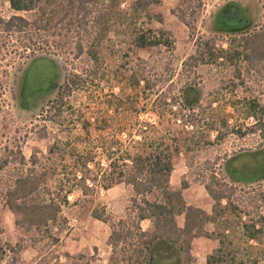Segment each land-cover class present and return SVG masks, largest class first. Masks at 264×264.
I'll use <instances>...</instances> for the list:
<instances>
[{"label": "rangeland", "instance_id": "obj_1", "mask_svg": "<svg viewBox=\"0 0 264 264\" xmlns=\"http://www.w3.org/2000/svg\"><path fill=\"white\" fill-rule=\"evenodd\" d=\"M234 2L254 7L253 26L236 35L215 33L211 28L214 15L225 3ZM134 3L111 0L103 5L108 18L101 39L102 32L90 34L89 29L87 33L63 32L61 47L36 51L35 55L22 52L17 38L0 32V264H107L110 228L94 219L91 212L105 208L114 220L125 217L133 196L129 185L121 183L109 189L97 185L86 195L75 188L62 209L67 224L57 233V240L18 228L16 216L4 203L5 190L28 167L29 157L45 154L56 140L66 153L95 151L96 163L107 167L108 161L99 154L110 148L134 150V143L150 131L149 127H155L158 135L169 130L179 149L170 186L182 191L187 205L210 214L213 201L206 185L216 186L219 181L234 189L231 199L237 208L250 217L264 216V166L257 167L255 160L242 165L234 176L236 181L224 169L233 156H252L264 149V117L260 128L256 127L260 114L246 115L248 101L257 99L264 105V71L256 67L249 73L243 60L230 62L226 57L233 37L264 25V0H161L145 11L135 10ZM13 13L7 0H0V17L6 19ZM159 30L171 36V44L148 50L135 48L138 33ZM209 38L214 40L215 51L225 54L217 61L193 65L189 57L197 55L200 43ZM80 41H94L93 56L87 48L83 55L77 54ZM38 57L55 63L56 83L43 98L24 109L18 101L21 76L28 63ZM194 66L197 71L192 73ZM72 74L79 75L82 82L64 98L61 117L50 121L52 103ZM193 78H199L200 96L198 105L189 107L182 91ZM183 104L185 111L180 107ZM185 115L194 122H186ZM237 130L245 135L239 136ZM114 140L118 141L115 146ZM19 152L27 162L24 167L18 161ZM225 218L232 219L229 214ZM178 224L182 226L183 217L178 218ZM141 227L148 232L151 224L144 221ZM214 230L213 224L206 226L208 233ZM217 245L215 239H194L191 254L196 264H204L206 255Z\"/></svg>", "mask_w": 264, "mask_h": 264}, {"label": "trees", "instance_id": "obj_2", "mask_svg": "<svg viewBox=\"0 0 264 264\" xmlns=\"http://www.w3.org/2000/svg\"><path fill=\"white\" fill-rule=\"evenodd\" d=\"M110 1L7 0L14 13L6 19L0 17V32L17 38L19 49L31 55L36 51L61 47L63 32L65 35L82 30L87 33L89 29L90 34L102 32L99 33L101 39L108 18L103 5ZM160 3L161 0H135L134 8L145 11ZM180 20L185 23L182 17ZM170 40L171 36L163 30L149 31L148 34L138 33L133 44L138 50H148L171 44ZM213 46V38L203 41L198 48V56H190V61H217L225 53H217ZM231 46V50L226 51L230 62L243 60L249 73L256 67L264 71V25L257 31L233 37ZM76 48L78 55H83L85 48L88 55H92L96 44L94 41H80ZM81 82V77L76 74L66 80L57 101L52 103L50 121L61 117L64 98ZM186 88L183 94L188 93ZM165 104L168 106L169 103ZM180 107L186 110L184 104ZM257 114H260V119L256 127L263 128L260 120L264 117V105L257 99L248 101L247 117H257ZM185 116L186 122H194V118ZM149 129L140 141L134 143V150L112 151L110 148L106 154H99L108 161L107 167L96 163L95 151L66 153L57 140L45 154L31 155L28 167L14 177L4 194L6 207L16 216L15 225L25 232H36L57 240V233L62 232L67 224L62 217V209L69 204V195L75 188L86 195L97 185L109 189L124 183L133 191L125 217L114 220L105 208L91 212L94 219L110 228L107 264H196L191 246L193 240L200 237L218 242L217 247L206 255L204 264H264V216L250 217L237 208L231 199L234 189L226 188L217 180L216 186L206 185L213 201L210 214L187 205L182 191L173 190L170 186L174 160L179 152L177 142L169 130L158 135L155 127ZM236 133L241 137L245 135L240 130ZM117 144V140L112 142L113 146ZM242 157L235 155L224 166L232 181H236L234 176L244 164L255 160L258 161L257 167L264 166V149L256 155ZM18 161L23 167L27 163L20 152ZM228 214L232 219L225 218ZM180 217H183L182 226L178 224ZM144 221L151 224L148 232L141 227ZM208 224L215 226L211 233L206 231Z\"/></svg>", "mask_w": 264, "mask_h": 264}, {"label": "flooded vegetation", "instance_id": "obj_3", "mask_svg": "<svg viewBox=\"0 0 264 264\" xmlns=\"http://www.w3.org/2000/svg\"><path fill=\"white\" fill-rule=\"evenodd\" d=\"M255 9L253 6H244L238 3H225L211 20V28L215 33H228L232 35L243 33L249 30L254 23ZM193 56H198L193 55ZM195 65H204L205 62H194ZM56 65L47 57L33 58L27 65L26 71L22 73L18 101L20 107L28 109L35 102L43 98L55 85ZM192 73L197 71L194 66L190 69ZM199 79V78H198ZM198 79L190 81L188 93L184 96V101L189 107H195L199 103V90L197 88ZM51 81H54L53 83ZM53 84V86H52ZM35 106V105H34ZM246 157V155H245ZM244 156L242 159L245 158ZM244 161V160H241ZM3 251L0 247V259Z\"/></svg>", "mask_w": 264, "mask_h": 264}]
</instances>
